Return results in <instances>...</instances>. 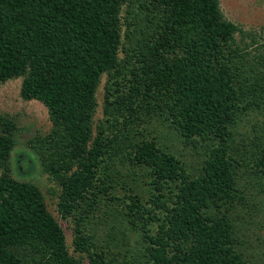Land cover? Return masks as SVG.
Returning a JSON list of instances; mask_svg holds the SVG:
<instances>
[{
    "label": "trees",
    "instance_id": "16d2710c",
    "mask_svg": "<svg viewBox=\"0 0 264 264\" xmlns=\"http://www.w3.org/2000/svg\"><path fill=\"white\" fill-rule=\"evenodd\" d=\"M132 3L0 0V83L22 77L21 97L46 107L50 130L34 147L60 186V215L76 220L73 249L87 264H256L236 219L249 181L264 187V134L239 154L234 133L249 110L264 111V38L226 19L219 0H135V16ZM154 122L199 166L150 137ZM15 129L0 116V264H83L40 188L11 176ZM116 161L133 175L118 212L137 237L129 247L122 232L114 253L83 221L117 199Z\"/></svg>",
    "mask_w": 264,
    "mask_h": 264
},
{
    "label": "rangeland",
    "instance_id": "374dc122",
    "mask_svg": "<svg viewBox=\"0 0 264 264\" xmlns=\"http://www.w3.org/2000/svg\"><path fill=\"white\" fill-rule=\"evenodd\" d=\"M130 1L133 2L131 9L135 10L131 16H135V0ZM219 2L226 19L234 22L243 30L255 32L260 38H264V0H219ZM137 37L138 34L136 33H133L130 39L123 36L124 43L129 46L135 43L132 41H135ZM235 37L237 41L241 38L239 33ZM122 56L123 54L120 52V58ZM106 78L107 75L103 74L97 89L98 105L93 118L94 126L103 119ZM21 81L22 77H17L0 83V116L11 119L16 126L14 146L9 159L10 174L18 180L31 181L40 188L48 210L56 218L65 233L69 252L76 257L82 256L83 264H87L85 255L75 252L73 249V229L76 220L73 216L64 218L60 215L57 206L60 186L44 171L34 147L36 138L44 136L50 130L51 124L46 107L36 99L27 100L21 97ZM149 131V136L154 137L160 145L175 151L181 160L187 164L188 169L199 166V156L188 147L183 146L180 138L171 132L167 133V129L159 125L158 122L150 125ZM263 134L264 111L249 110L236 125L234 146L238 149V153L242 154V150L245 152L246 149L255 148L258 137ZM113 172L114 176L111 183L113 187H111L109 194L117 197V199L109 201L106 200L107 196L104 197V205L94 211L92 215L89 214V217L83 221V225H85L86 232L93 234L94 242L97 245L109 244L110 251L115 253L118 248L117 244L121 250L124 249L121 247L124 241L122 239L123 233L129 239V247L135 243L137 236L134 232L128 233L123 229L124 223H122L123 219L119 213L128 201V192L125 188L127 185L134 184L133 175L128 167L123 166L118 161L115 162ZM137 182L141 183L142 181L137 180ZM249 182L244 205L238 206V214H241L242 217L236 219V229H238L239 238L242 239L240 248L249 256L251 261L256 264H264V187L255 180ZM248 208L250 214L247 213Z\"/></svg>",
    "mask_w": 264,
    "mask_h": 264
}]
</instances>
